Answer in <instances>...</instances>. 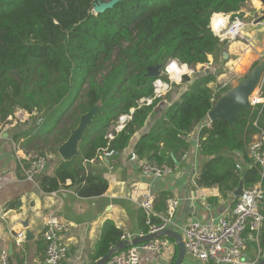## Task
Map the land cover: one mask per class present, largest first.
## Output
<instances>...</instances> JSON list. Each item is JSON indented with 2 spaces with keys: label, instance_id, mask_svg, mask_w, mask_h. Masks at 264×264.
<instances>
[{
  "label": "trees",
  "instance_id": "1",
  "mask_svg": "<svg viewBox=\"0 0 264 264\" xmlns=\"http://www.w3.org/2000/svg\"><path fill=\"white\" fill-rule=\"evenodd\" d=\"M98 1L108 0H0V125L18 111L27 113L32 125L15 140L40 141L42 148L36 155L57 156L80 116L99 105L79 143L78 156L60 161L51 176L40 179L39 188L47 194L70 181L81 198L103 195L107 180L86 166L103 149L121 153L146 127L158 102L140 104L152 95L156 79L145 75L147 68L162 70L170 60L195 67L221 58L222 48L208 28L210 18L222 14L243 20L240 11L247 0H124L94 15L92 7ZM261 60L252 62L247 74ZM217 74L209 71L192 80L183 78V83L190 82L188 90L137 141L133 155L138 161L176 168L175 161L189 149V135L232 87L212 98ZM125 116L129 120L115 131ZM263 129L264 102L238 111L232 129L226 121L201 127L199 154L207 161L195 184L216 190L217 196L208 198V204L227 199L241 180L244 191L260 184L263 195L257 206L264 218V170L247 157L252 138ZM169 199L170 194L161 192L153 202L152 215L140 212L138 226L144 236L162 223ZM122 235L112 222H105L93 258L99 260L119 247ZM258 247L264 248V221ZM176 254L175 246L173 261Z\"/></svg>",
  "mask_w": 264,
  "mask_h": 264
},
{
  "label": "crops",
  "instance_id": "2",
  "mask_svg": "<svg viewBox=\"0 0 264 264\" xmlns=\"http://www.w3.org/2000/svg\"><path fill=\"white\" fill-rule=\"evenodd\" d=\"M262 8L260 0L246 1L240 11L245 23L244 41L227 45L226 60L222 58L225 45H220L221 58H215L219 65L210 61L216 68L219 66L220 70H216L223 74L221 77L228 79L232 73L241 72L252 54L253 62L259 58L264 59V34L255 36V33L246 30V27L258 26L256 22L261 16ZM253 17H257L256 22L248 23ZM245 20H249L248 24ZM189 85L190 82L183 83L182 80L171 82L170 90L155 99H158V102L149 114L146 127L134 134L124 151L103 159H95L87 164L89 172L104 177L108 182L106 192L94 198L79 197L70 181L54 193L42 192L38 183L42 177L51 176L56 165L62 161L58 153L57 156L46 153L47 165L44 173L34 181L27 180L23 167L32 156L40 153L42 144L40 141L27 144L28 138L15 140L14 136L28 132L32 125L31 117L18 111L20 118L17 122L13 121V118L17 119V115H14L7 119L9 122L0 125V251L3 248L7 250L11 264H45L42 232L49 217H55L63 224L60 241L67 249L63 264H94L97 261L93 258L95 245L105 222H112L123 235L131 236L132 240L144 236L138 226V215L143 210L140 207L141 197L147 193L151 194L154 200L161 192L170 194L167 214L160 217L167 218L168 214H171L172 223L166 230L176 232L181 237L183 227L191 221L209 223L220 217H230L233 202L236 200L232 193L227 199L210 205L208 198L217 196L216 190L198 188L195 184L201 165L207 161L206 157L199 154L198 142L201 127L210 125L207 116L189 135V149L182 159L175 163L176 168L170 175H143L140 172V161L133 155L140 137L149 130L154 120L180 99ZM241 166L245 168L243 164ZM14 204L18 207H11ZM26 230L32 233V237H26ZM19 233H23L20 244L16 240ZM170 240L158 241L166 243L160 252L141 250L138 264H171L176 245ZM245 240L243 257L246 261L257 264L264 258V248L260 250L258 247V233L246 231ZM182 264L202 263L186 254Z\"/></svg>",
  "mask_w": 264,
  "mask_h": 264
},
{
  "label": "built area",
  "instance_id": "3",
  "mask_svg": "<svg viewBox=\"0 0 264 264\" xmlns=\"http://www.w3.org/2000/svg\"><path fill=\"white\" fill-rule=\"evenodd\" d=\"M256 20L257 17L251 18L250 24H254ZM244 27L245 23L241 18L237 16L232 18L230 15H213L210 18L208 26L210 32L221 46H227L236 41H244L242 32ZM262 45H264V38L262 39ZM173 61L175 60L168 61L164 68L160 70L159 78L152 82L153 93L148 98L142 99L144 100L143 104L151 105L156 98L167 93L170 90L171 82L183 80L184 77L190 80L191 77L193 78L200 73L205 74L209 71L213 74L218 73L216 75L218 77L216 83L212 86V98L218 96L222 90L231 86V78L225 79L221 77L223 74H219V71L216 70L218 67L216 68V66L212 65V62L198 64L195 67L182 65L177 62V69L183 67L185 71L179 72L173 70L169 72L167 68ZM161 76L164 78H161ZM263 90L264 74L259 86L250 98L252 107L264 102V97H262ZM127 120H129V116L120 118L119 125L115 128V131H120L123 123ZM108 138L111 139V135ZM112 155H115L113 151L103 149L98 153L97 159H103ZM247 157L261 171L264 170V129L260 130L252 138L248 146ZM46 165V156H32L23 167L25 178L34 181L35 178L44 173ZM140 172L145 176L162 177L170 175L173 170L166 165L157 166L148 161H140ZM262 195L263 192L260 184H258L247 191L243 190V195L236 200L231 209L230 217H220L209 223L196 221L187 223L182 229V240L186 254L202 264L209 262H213L214 264H255L254 262L246 261L243 257L246 248L245 233L249 230L257 234L264 221L257 206ZM153 201L154 197L151 194L147 193L141 197L140 207L147 216L153 214ZM171 217V214H168L167 218H161L162 223L151 227L149 234L165 231L167 226L172 223ZM62 230L63 224L57 218L49 217L42 232L45 243V264H63L67 249L60 241ZM22 238L23 233L17 234L16 240L18 244H20ZM120 240L124 243V246L115 247V251L106 264H138L141 250L160 252L162 246L166 244L163 241L158 242L153 240L136 246L132 245V237L129 235H122ZM0 264H11L5 248L0 251Z\"/></svg>",
  "mask_w": 264,
  "mask_h": 264
},
{
  "label": "water",
  "instance_id": "4",
  "mask_svg": "<svg viewBox=\"0 0 264 264\" xmlns=\"http://www.w3.org/2000/svg\"><path fill=\"white\" fill-rule=\"evenodd\" d=\"M121 1L124 0H108L106 2L98 1L93 4L92 12L94 15L101 14L106 10L113 8L115 4ZM260 2L263 8L261 11V16L256 23L264 20V0H260ZM222 58L224 60L228 58L227 46H224ZM263 74L264 59L254 66L245 77L239 78L235 86H232L219 96L212 109L207 113L209 122L212 123L214 121H226L229 127L232 129L233 120L238 111L242 109L250 110L252 108L250 98L259 86ZM145 75L147 77H154L156 79L159 78L160 67H148ZM143 103L144 100H141V104ZM98 109L99 105H95L88 112L81 115L77 126L70 131L68 138L61 145H59L57 153L62 161H69L72 158L78 156L79 143L83 138L86 128L92 123L94 117L96 116ZM175 163L177 164L176 161ZM243 190V180H241L238 187L232 192V197L234 199H238L243 195ZM25 233L26 237H32V233L29 230H26ZM160 237H166L174 241V244L177 247V254L173 264H182L186 255L184 243L181 235L171 230L135 237L132 240V245H141L149 241L157 240ZM118 246L123 247L124 243L121 242ZM114 251L115 248L110 249L105 256L97 260L94 264H106ZM257 264H264V258L261 259Z\"/></svg>",
  "mask_w": 264,
  "mask_h": 264
},
{
  "label": "rangeland",
  "instance_id": "5",
  "mask_svg": "<svg viewBox=\"0 0 264 264\" xmlns=\"http://www.w3.org/2000/svg\"><path fill=\"white\" fill-rule=\"evenodd\" d=\"M249 20H245V22L247 23ZM248 23H250V21L248 22ZM247 23V24H248ZM258 26H255V28L254 27H246V30L248 31V32H252V33H255V36H257V35H263L264 34V31H263V29H264V20L263 21H261V22H259L258 24H257ZM253 57H254V55L252 54L251 55V58H249L246 62H245V65H243V67H242V71L241 72H239V73H232V75H231V79H230V85L231 86H235L236 84H237V82H238V80H239V78H242L245 74H247V72H248V70H249V68H250V65H251V63L253 62ZM18 113H20V112H16L14 115H17V119H15V118H13V121H18V119L20 118V116H18Z\"/></svg>",
  "mask_w": 264,
  "mask_h": 264
},
{
  "label": "clouds",
  "instance_id": "6",
  "mask_svg": "<svg viewBox=\"0 0 264 264\" xmlns=\"http://www.w3.org/2000/svg\"><path fill=\"white\" fill-rule=\"evenodd\" d=\"M167 70L169 72H172L173 70H176V71H179V72H183L185 71V69L183 67L177 69V62L176 61H173L167 68Z\"/></svg>",
  "mask_w": 264,
  "mask_h": 264
},
{
  "label": "bare ground",
  "instance_id": "7",
  "mask_svg": "<svg viewBox=\"0 0 264 264\" xmlns=\"http://www.w3.org/2000/svg\"><path fill=\"white\" fill-rule=\"evenodd\" d=\"M242 32H243V30H242ZM243 34H244V32H243ZM172 75H174V74H172ZM173 77V76H172Z\"/></svg>",
  "mask_w": 264,
  "mask_h": 264
}]
</instances>
